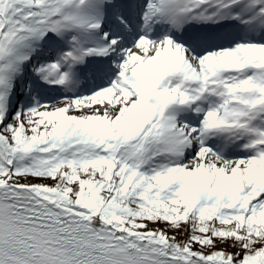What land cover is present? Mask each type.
Wrapping results in <instances>:
<instances>
[{
  "label": "snow or ice",
  "instance_id": "6c2138e0",
  "mask_svg": "<svg viewBox=\"0 0 264 264\" xmlns=\"http://www.w3.org/2000/svg\"><path fill=\"white\" fill-rule=\"evenodd\" d=\"M0 264H264V0H0Z\"/></svg>",
  "mask_w": 264,
  "mask_h": 264
}]
</instances>
